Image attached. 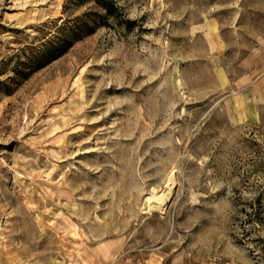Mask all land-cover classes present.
Here are the masks:
<instances>
[{
    "label": "rangeland",
    "instance_id": "obj_1",
    "mask_svg": "<svg viewBox=\"0 0 264 264\" xmlns=\"http://www.w3.org/2000/svg\"><path fill=\"white\" fill-rule=\"evenodd\" d=\"M115 1L0 0V264H264V0Z\"/></svg>",
    "mask_w": 264,
    "mask_h": 264
},
{
    "label": "trees",
    "instance_id": "obj_2",
    "mask_svg": "<svg viewBox=\"0 0 264 264\" xmlns=\"http://www.w3.org/2000/svg\"><path fill=\"white\" fill-rule=\"evenodd\" d=\"M83 1V0H82ZM95 3L104 9L105 15L101 21V24L104 26H110V19L114 18L115 15L119 16V7L115 0H93ZM92 14H87L90 16ZM113 16V17H112ZM90 16L88 19L79 20V22H72L64 20L62 25L57 28L55 33H52L50 37L42 44L43 48L40 55L37 57H31V64H34L36 61L41 58H45L51 54L60 55L64 50L70 45L74 40L80 38L81 32H91L93 30L92 21L95 22V18ZM116 18V17H115Z\"/></svg>",
    "mask_w": 264,
    "mask_h": 264
},
{
    "label": "crops",
    "instance_id": "obj_3",
    "mask_svg": "<svg viewBox=\"0 0 264 264\" xmlns=\"http://www.w3.org/2000/svg\"><path fill=\"white\" fill-rule=\"evenodd\" d=\"M248 75V74H247ZM244 76L239 80L244 84L243 88L237 94V99L240 102L241 107L248 106L256 109L257 106L264 103V71L254 79Z\"/></svg>",
    "mask_w": 264,
    "mask_h": 264
}]
</instances>
